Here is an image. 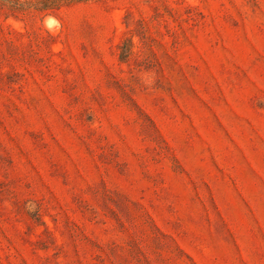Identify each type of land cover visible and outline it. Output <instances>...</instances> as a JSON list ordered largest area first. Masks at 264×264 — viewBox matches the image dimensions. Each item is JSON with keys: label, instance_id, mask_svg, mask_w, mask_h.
<instances>
[{"label": "rangeland", "instance_id": "obj_1", "mask_svg": "<svg viewBox=\"0 0 264 264\" xmlns=\"http://www.w3.org/2000/svg\"><path fill=\"white\" fill-rule=\"evenodd\" d=\"M0 264H264V0L0 1Z\"/></svg>", "mask_w": 264, "mask_h": 264}, {"label": "trees", "instance_id": "obj_2", "mask_svg": "<svg viewBox=\"0 0 264 264\" xmlns=\"http://www.w3.org/2000/svg\"><path fill=\"white\" fill-rule=\"evenodd\" d=\"M10 4L14 8L25 9L34 7L37 9L48 10L59 8L66 4L89 1V0H0Z\"/></svg>", "mask_w": 264, "mask_h": 264}]
</instances>
